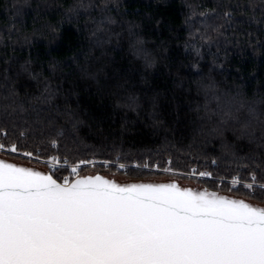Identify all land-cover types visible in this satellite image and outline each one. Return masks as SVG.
<instances>
[{
	"label": "trees",
	"instance_id": "16d2710c",
	"mask_svg": "<svg viewBox=\"0 0 264 264\" xmlns=\"http://www.w3.org/2000/svg\"><path fill=\"white\" fill-rule=\"evenodd\" d=\"M0 143L264 204V0H0Z\"/></svg>",
	"mask_w": 264,
	"mask_h": 264
},
{
	"label": "snow or ice",
	"instance_id": "6c2138e0",
	"mask_svg": "<svg viewBox=\"0 0 264 264\" xmlns=\"http://www.w3.org/2000/svg\"><path fill=\"white\" fill-rule=\"evenodd\" d=\"M71 172L75 180L57 182L0 161V264H264V208L176 183L122 186ZM244 187L264 191L255 175Z\"/></svg>",
	"mask_w": 264,
	"mask_h": 264
},
{
	"label": "water",
	"instance_id": "95a60500",
	"mask_svg": "<svg viewBox=\"0 0 264 264\" xmlns=\"http://www.w3.org/2000/svg\"><path fill=\"white\" fill-rule=\"evenodd\" d=\"M0 161H4L6 163H12V164H15V165L21 166V167H26V168L32 169L34 171H38L41 174L52 175L53 178L57 180V182H61L57 178H55V176L52 174L51 171H47V170L42 169V168H40L38 166L30 165V164H27V163H21V162H18V161H15V160H11V159H8V158L2 157V156H0ZM96 175H100V176L104 177L105 179H108L110 181H113L115 183H118V184H120L122 186H124V185H130V184H134V183L135 184H139V183H145V184H148V183H150V184L176 183L181 189H190L193 192H197V193H199V192H209V193L215 192L219 196H224V197H227L229 199L242 200V201L248 203L251 206L258 207V208H264V204L251 201V200H249L247 198H244V197H239V196H236V195H233V194L220 192V191H217V190L210 189L208 187L184 185L182 183V181L179 180L178 178H171V179H167V180L151 179V180H127V181H122V180H120L118 178L111 177L109 175H105V174H102V173L81 175V176H79V178H86V177H89V176L94 177Z\"/></svg>",
	"mask_w": 264,
	"mask_h": 264
},
{
	"label": "rangeland",
	"instance_id": "374dc122",
	"mask_svg": "<svg viewBox=\"0 0 264 264\" xmlns=\"http://www.w3.org/2000/svg\"><path fill=\"white\" fill-rule=\"evenodd\" d=\"M18 154H20V153H18ZM20 155H22V156H24L23 154H20ZM0 156H2V157H6V158H8L6 155H4V154H2L1 152H0ZM39 157H33V156H31V158L30 159H36V160H38L41 164H44V163H42L39 159H41V158H39ZM8 159H11V158H8ZM11 160H15V161H18V162H21V163H27V164H30V165H35V166H38V167H40V168H42V169H45V170H47V171H50V167L47 165H41V164H38V163H34V162H28V161H25L24 159H11ZM90 162H92V163H84L83 165H81V166H79V167H77L78 168V173H79V176H81V175H87V174H96V173H99V172H97V171H90L89 173H87V174H82V168L83 167H85V166H94V165H96V164H105V165H107V166H110V165H112V164H115V165H117V163H112V162H107V163H105V161H96V160H92V161H90ZM127 168V166H124L123 168H121V169H126ZM69 169V173H68V175L66 176V179H71L72 177H75L76 178V176L70 171L71 169H70V167L68 168ZM53 170V169H52ZM168 173H173L172 171H167ZM103 174V173H102ZM109 176H111V177H115V178H118V179H120V180H122V181H127L128 180V178H126V177H124V176H121V175H116V174H113V173H111V174H109ZM172 177H170V176H166V177H162V178H160V180H167V179H171ZM182 183L184 184V185H191V186H200V185H198L194 180H182ZM201 187H203V186H201Z\"/></svg>",
	"mask_w": 264,
	"mask_h": 264
},
{
	"label": "built area",
	"instance_id": "2783aa9c",
	"mask_svg": "<svg viewBox=\"0 0 264 264\" xmlns=\"http://www.w3.org/2000/svg\"><path fill=\"white\" fill-rule=\"evenodd\" d=\"M7 147H5V149L4 150H0V152L1 153H5V152H8L7 150ZM39 159V158H38ZM42 163H44L45 165H48L49 167H50V169H56V168H60V167H67V168H69L70 167V169L72 168V167H74V166H76V167H79V166H81V165H83L81 162H79L78 164H75V165H68L65 161H60L59 159H58V161H59V163H56L55 165H53V162H52V158H50V159H48V160H45V159H39ZM71 171V170H70Z\"/></svg>",
	"mask_w": 264,
	"mask_h": 264
}]
</instances>
